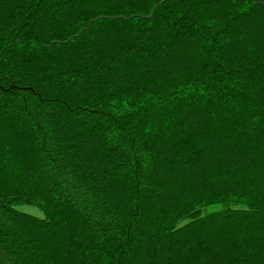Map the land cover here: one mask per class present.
<instances>
[{"label": "trees", "instance_id": "16d2710c", "mask_svg": "<svg viewBox=\"0 0 264 264\" xmlns=\"http://www.w3.org/2000/svg\"><path fill=\"white\" fill-rule=\"evenodd\" d=\"M0 264H264V0H0Z\"/></svg>", "mask_w": 264, "mask_h": 264}, {"label": "rangeland", "instance_id": "374dc122", "mask_svg": "<svg viewBox=\"0 0 264 264\" xmlns=\"http://www.w3.org/2000/svg\"><path fill=\"white\" fill-rule=\"evenodd\" d=\"M18 208L23 209L33 215H38V216H42V211L41 209L37 206V205H33V204H29V203H20L18 205Z\"/></svg>", "mask_w": 264, "mask_h": 264}]
</instances>
